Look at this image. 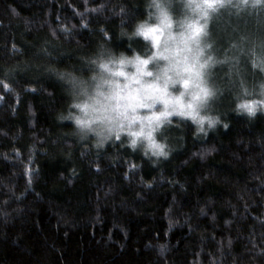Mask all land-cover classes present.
Instances as JSON below:
<instances>
[{"label": "trees", "instance_id": "obj_1", "mask_svg": "<svg viewBox=\"0 0 264 264\" xmlns=\"http://www.w3.org/2000/svg\"><path fill=\"white\" fill-rule=\"evenodd\" d=\"M151 3L0 0V264H264V106L237 108L264 100L251 51L223 67L215 124L155 129L167 156L78 133L71 78L151 55L133 35Z\"/></svg>", "mask_w": 264, "mask_h": 264}, {"label": "snow or ice", "instance_id": "obj_2", "mask_svg": "<svg viewBox=\"0 0 264 264\" xmlns=\"http://www.w3.org/2000/svg\"><path fill=\"white\" fill-rule=\"evenodd\" d=\"M183 6L191 16L185 15L184 20L179 22L182 30L177 33L174 31L176 21L171 15L173 0H152L149 7L154 8L155 13L150 12L149 17L155 15L157 22L149 24L145 21L137 27L133 35L143 36L146 41H150L155 51H152L151 55L145 54L144 57L137 55L131 60L122 55L118 61L121 68L118 69H110L106 63L99 64L103 72L110 73L111 77H121L122 80L100 75V82L94 89L95 96H92L91 85L75 77L71 78L74 94L89 96L90 99L103 97L102 108H93V111H102V116L76 119L78 127L101 137L98 146L102 145L113 131H116V139L119 140V133L126 130L131 137L130 144L133 148L137 146L138 140H144L147 141L148 149H154L153 155L167 156L164 145L157 144L153 137L155 129L167 117L173 114L189 116L200 124L207 119L210 127L217 122L197 115L199 109L207 105L208 99L219 91L207 86V69L216 64H223L227 59H217L211 52L215 41L211 38L209 22L214 15L225 9H236L239 13L244 9L264 8V0H183ZM246 39L247 37H241V41ZM232 47L236 45L233 44ZM256 47L253 42L251 51L254 57ZM259 47L264 50V40L260 41ZM240 51L243 52L242 47ZM259 60L261 65H264V57ZM113 62L109 60V63ZM125 64H132L135 72L129 74L124 71ZM256 66L254 59L253 67ZM261 70L264 71V67ZM57 75L61 79L66 78L63 73ZM176 85L183 89L179 95L173 94ZM104 86H107L106 90H102ZM240 87L243 96L253 94L243 80ZM259 88V95L264 97V82L260 83ZM161 105L163 110L160 109ZM74 106L87 116L89 104ZM257 106H264V100H245L239 103L237 108L252 115ZM200 130L203 131L202 128Z\"/></svg>", "mask_w": 264, "mask_h": 264}, {"label": "rangeland", "instance_id": "obj_3", "mask_svg": "<svg viewBox=\"0 0 264 264\" xmlns=\"http://www.w3.org/2000/svg\"><path fill=\"white\" fill-rule=\"evenodd\" d=\"M175 3L178 4V9L180 8L182 10L181 7L184 8L183 0H173V9H174V6L176 5ZM243 11L249 12L248 16L243 17V19H248V20H242L238 18L240 16L238 15L236 9H225V10H222L219 14L214 15L212 20L209 22V27L212 33L211 38L212 40L215 41L211 52L217 59H221V60H224L225 58L227 59L225 60V63L216 64V65L211 66L209 69H207V72L209 73V75L206 76L207 86L209 88L219 89V91L216 92L215 96L208 99L207 105L205 107H202L201 109H199L197 113L198 116L214 117L213 112L216 111L217 101L221 94L220 88H221L222 83L225 82L224 74H222L223 67L226 64H229L232 62L233 55H236L237 53H241L240 48L242 47V44H241L240 38L242 36L247 37V39L244 40L245 46L243 47V52H250L251 49L253 48V42H255L257 47L254 49V51H255L256 56H258V61L256 59V63H257L256 67H259V68L264 67V65H261L260 60H259L260 57H264V50H262L259 47L260 41L264 40V14L259 15L256 9H244ZM241 12L242 11H240L239 13ZM181 13H183L182 17L180 18L172 17L173 20L179 19L178 21L180 22L184 20L185 15L191 16V13L185 8H184V11H182ZM241 27L243 28L241 29ZM240 29H241V33H240ZM181 30L182 29L179 26L174 29V31L177 33L180 32ZM148 42L150 43V41ZM233 44H235L236 47H232ZM256 56L254 58H256ZM128 60H131V59H128ZM118 61H114L113 63H106V64H108L110 69H118V68H121V65L118 63ZM237 62L239 63L238 55H237ZM123 70L131 74L135 72V67L132 64H125L123 66ZM95 71H96L95 72L96 79H92L93 78L92 77L89 82L90 83L89 85L92 86V91H91L92 96H95L94 89H95V85L100 82V75H103L111 79L122 80L121 77H111L110 73L103 72V70L100 69L99 66L96 67ZM106 88L107 86H104V89L102 90H106ZM174 88H175V91L173 93L174 95H179V93L183 91V89L179 85L174 86ZM76 95L80 99L77 102L78 104L87 103L90 105V107L88 109L87 116L85 115L84 112H82L79 108L76 107L75 109H77V115H76L75 121L77 118H81V119L96 118L97 116H102L104 114L102 111H93V108L95 109L102 108V104L104 102L102 96L96 97V99H90L89 96L75 94V96ZM160 109L163 110L162 105L160 106ZM173 117H184V118H189L193 120L189 116H181L178 114H173L167 117L165 120H168ZM205 121L208 122L207 119H205ZM93 127H95V125H93ZM136 127L138 128V126ZM79 129L81 130V132H87V133L93 134V136L99 143L101 139L100 136H97L94 132L87 131V129H81L80 127ZM125 132L127 131L125 130ZM116 135H117L116 131H113L112 134L109 136V138L105 140L104 142H107L113 139ZM137 144L143 145L145 146V148H147V141L138 140Z\"/></svg>", "mask_w": 264, "mask_h": 264}, {"label": "clouds", "instance_id": "obj_4", "mask_svg": "<svg viewBox=\"0 0 264 264\" xmlns=\"http://www.w3.org/2000/svg\"><path fill=\"white\" fill-rule=\"evenodd\" d=\"M205 117H207V116H205ZM207 118H210V119H212V120H216L215 117H207ZM78 133H80V134H84V135L87 134V132H81V130H79V129H78Z\"/></svg>", "mask_w": 264, "mask_h": 264}]
</instances>
